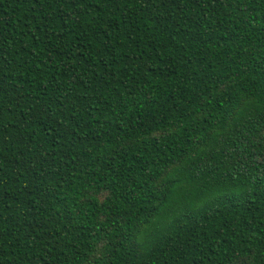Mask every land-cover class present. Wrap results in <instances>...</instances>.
<instances>
[{
    "label": "trees",
    "instance_id": "16d2710c",
    "mask_svg": "<svg viewBox=\"0 0 264 264\" xmlns=\"http://www.w3.org/2000/svg\"><path fill=\"white\" fill-rule=\"evenodd\" d=\"M0 264H264V0H0Z\"/></svg>",
    "mask_w": 264,
    "mask_h": 264
}]
</instances>
